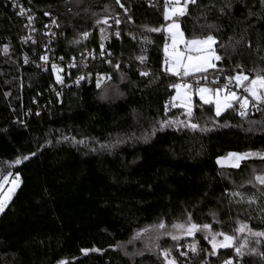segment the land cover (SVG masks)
<instances>
[{"label": "trees", "instance_id": "16d2710c", "mask_svg": "<svg viewBox=\"0 0 264 264\" xmlns=\"http://www.w3.org/2000/svg\"><path fill=\"white\" fill-rule=\"evenodd\" d=\"M81 1L0 0V178L9 172L20 177L0 213V264H165L136 234L189 216L234 237L241 224L264 232V186L254 180L264 159L250 157L239 168L217 163L229 153L264 152V107L242 117L235 105L216 116L213 103L194 96L190 117L171 100L170 85L178 80L160 70L166 35L149 31L163 25L162 0H120L123 8L116 0ZM105 6L108 25H93L86 9ZM52 18L54 58L82 51L99 56L70 69L67 81L85 78L64 90L50 68L39 67ZM176 20L186 39L213 35L222 57L215 69L190 77L209 82L235 75L237 65L250 75L264 69L260 0H197ZM101 27L107 37L103 57ZM85 31L87 39L80 36ZM98 73L111 76L105 85L116 95L97 88ZM248 238L255 252L241 256L232 247L206 255L211 247L200 234L193 238L197 253L186 251L190 238L163 237L158 245H169L178 264H221L231 256L235 264H264V236ZM94 247L100 251L81 252Z\"/></svg>", "mask_w": 264, "mask_h": 264}, {"label": "snow or ice", "instance_id": "6c2138e0", "mask_svg": "<svg viewBox=\"0 0 264 264\" xmlns=\"http://www.w3.org/2000/svg\"><path fill=\"white\" fill-rule=\"evenodd\" d=\"M197 0H165V9L163 18L165 21L171 20V23L167 24V27H161V28H151L149 31L153 32H160L165 31L170 34L171 36V51L169 50V45L167 42H165L164 45V53H165V72H171L173 74L179 75L182 71L184 77H190L197 73H204L207 72L208 69H215L216 63L215 61H220L222 57L220 55L216 54V49L213 47L217 43L215 37L211 34L207 35L204 38H193L191 40H185L183 39V33L180 31V25L176 22V19H173V17L179 18L186 15L188 5L189 4H195ZM261 4L264 5V0H260ZM117 4H120V6L123 8L124 5L121 4L120 0H116ZM171 6V7H169ZM225 7H231L230 4L225 5ZM70 10V9H69ZM221 12H223V9H220ZM125 12H127V9H125ZM20 15H24L25 11L23 8H21V11L19 13ZM252 12H249V15H252ZM45 16H49L50 13L45 12ZM110 17L105 16L102 20L98 19L95 21L96 25H108ZM129 20H131V16L128 17ZM33 20V16H28L29 24H31ZM115 24L119 25L122 23V21L119 18L115 19ZM52 23L56 24V19L52 18ZM25 27H28V25H25ZM47 27V26H46ZM209 27H212L211 25ZM34 30V29H33ZM106 29L104 27L100 28L101 32V57L105 55L104 51V43L103 41L107 38L104 33ZM115 35L118 37L120 33L117 31ZM81 38L87 39L89 36V33L87 31L80 34ZM243 39V37L241 38ZM74 43H78L79 41H73ZM183 43L186 45V51L181 52L177 49V45ZM237 43H240V41H237ZM8 51L7 45L4 46V52ZM108 55H111L109 53ZM40 59L42 61H48L49 57L47 55L41 56ZM63 57H61V60ZM141 62L144 61L145 57L141 56L139 57ZM28 62L27 57H25V63ZM107 63H111V61H105ZM74 67L75 65H70ZM116 68L119 69V63H117ZM239 71L236 72L235 75H229L225 77L226 83L222 87H217L214 91L213 89L207 88V87H200L196 89V95L199 96L200 100L204 104L214 103L215 104V114L216 116H220L222 112H224L226 109H234L235 105H239V111L238 114L241 116H245L246 112L249 108L260 110L261 107H264V69L258 70L255 75L245 74L244 70L241 68L240 65L236 66ZM52 70L53 72L57 71V65L55 63L52 64ZM141 76H147V72H141ZM85 77L80 76L77 78L76 83L78 84L80 80L84 79ZM56 80L58 83H63L62 78L57 75ZM111 80V76L108 74H97V80H96V86L97 88H100L102 83L105 81ZM236 89H242L243 93H246L247 95H241L237 91L231 90L229 87L230 85H233ZM170 87H174L177 90V95L172 96L171 100L176 101L179 99L182 103V106L187 109V114L191 117L192 116V103H191V96L189 93V90L191 89V85L189 84H174L170 85ZM181 89L184 91L181 92ZM223 93V95H222ZM7 95V93H6ZM169 122L165 121L163 124H161V127L168 126ZM192 129H196L198 127L197 124L191 123L188 125ZM203 130V129H202ZM82 142V141H81ZM36 153H31L30 155L35 156ZM230 157L234 158L233 167H240L241 161L247 160L250 157L258 156L262 159H264V152H241V153H229ZM29 157L24 156L23 159L27 160ZM21 162V158H17L14 163L19 164ZM220 162V159H217V163ZM12 174L9 173V176ZM9 177H4V180H7ZM4 180H0V188L3 187ZM254 180L257 184L260 186H264V174L256 175L254 177ZM249 183H252V181H249ZM20 185V177L19 173L15 174V179L11 181V187L8 189L7 194H0V213H4L6 207L8 206V202L12 199V195L15 193L17 187ZM235 195V194H234ZM254 202V200H250V203ZM214 215V214H213ZM189 223H175L171 227L172 229L180 232L183 235L187 236H193L196 232H204L205 233V239L208 241V243L211 245V252L207 253L206 255H216L217 249L220 248H230L235 247L234 245V236L228 235L223 232H211L210 231V225L203 224V225H197L196 223H192L191 217L189 216ZM159 230H163L161 234L170 235L171 239L176 241L180 237L176 234H173L172 232H168L165 222L163 220L160 221L158 225L155 226ZM247 228L246 224H241L239 229L237 231H244V229ZM141 231H147V229H142ZM249 232L251 235H254L256 237H262L264 236V232H251L249 229ZM137 236L140 235V233L136 234ZM209 236L211 237L209 239ZM217 236H222L223 240H217ZM157 240H159V236L156 237ZM259 242V241H257ZM159 251V254L165 258V264H178V261L176 258L171 257V252L168 249L161 250L159 248V245H155ZM189 249L192 253L198 252V247L195 243L188 245ZM244 247H247L246 243H241L239 247H235V253L237 256L242 255V249ZM89 251L98 252L100 249L92 248V249H81V252L84 254H87ZM251 251L255 252V249H251ZM127 255V253H125ZM187 253L180 252V256H185ZM58 264H66L65 261H59ZM204 264V262H202ZM224 264H233V261L231 258L224 261Z\"/></svg>", "mask_w": 264, "mask_h": 264}, {"label": "built area", "instance_id": "2783aa9c", "mask_svg": "<svg viewBox=\"0 0 264 264\" xmlns=\"http://www.w3.org/2000/svg\"><path fill=\"white\" fill-rule=\"evenodd\" d=\"M152 0H148V2H151ZM162 5H163V9L165 7V0H162ZM171 7V6H169ZM21 11V10H20ZM163 12V11H162ZM27 18V25H28V31L30 32V24L28 21V17ZM48 29L46 30V40H47V44H46V51L43 53L42 56L47 55L49 57V60L46 61H42L40 59V63H39V67L41 70H45L46 68H50V70L53 72L52 70V64L55 63L57 65V71L53 72L56 75H59L62 78L63 83H58L59 89L60 90H64L66 88H68L69 85H73V84H77V78L80 77V75H76L75 77H73L71 80L67 81L64 78L65 74H69L70 69L76 68L78 65L82 66L85 63H87L88 61H93L96 58H99L98 54L94 51H82L78 57H70L66 60L62 59L60 57L54 58V56L51 54V50L49 47V43H50V39L52 37V35H54V30L53 28L55 27V24L52 23V21L47 25ZM162 33H164L163 31H161ZM165 34V33H164ZM29 36V35H28ZM27 36V38H28ZM165 54L162 53V59H161V63H160V70L164 71L165 68ZM70 65H75L74 67L70 66ZM169 75L174 76L178 82H180L181 84H189L191 85V91L190 92H195L197 88L200 87V85H203L204 87L213 89V91L217 88V87H222L225 83L226 80L225 79H216L214 81H206V79L203 78H199V77H184L183 73L181 71V73L179 75L173 74L171 72H166ZM96 80H97V74L95 75V84H96ZM231 88V90L233 91H237L238 93H240L241 95H247L246 93H243L242 89H236L233 85L229 86ZM193 90V91H192ZM61 91H57L56 95L59 96ZM237 109L239 111V105H237ZM253 111H256V109H252L249 108L246 112L245 116L242 117H246L248 114L252 113ZM241 116V115H240ZM11 173V172H9ZM9 173H7L6 175H4L3 177L0 178V180H4V177H9L7 180H4L3 183V187L0 188V194H7L8 189L11 187V181L13 179H15V174L16 173H11L12 175L9 176Z\"/></svg>", "mask_w": 264, "mask_h": 264}, {"label": "rangeland", "instance_id": "374dc122", "mask_svg": "<svg viewBox=\"0 0 264 264\" xmlns=\"http://www.w3.org/2000/svg\"><path fill=\"white\" fill-rule=\"evenodd\" d=\"M77 3L79 4V3H82V1L81 0H77ZM108 9V7L107 6H105V7H103V9L100 11V10H92L93 12H91V10L90 9H86V12H90L92 15V17H93V19H92V21H93V25H96L95 24V21L96 20H98V19H100V20H102L105 16H106V14L107 13H109V11L107 10ZM164 9H165V7H164ZM164 9H163V14H164ZM108 11V12H107ZM107 12V13H106ZM164 19V18H163ZM173 19H176V17H173ZM176 22L179 24V22L176 20ZM168 23H171V20H169V21H165L164 20V22H163V27H167V24ZM103 24H101V25H96V26H102ZM180 25V24H179ZM180 31L182 32V30H181V28H180ZM164 33H165V35H166V38H167V40H166V42L168 43V45H169V50L171 51V44H172V41H171V36H170V34L169 33H167V32H165V31H163ZM183 33V32H182ZM206 37V36H205ZM196 38H204V37H196ZM183 39H185V40H191V39H193V38H191V39H186L185 37H184V34H183ZM213 47H214V45H213ZM177 49L179 50V51H181V52H184V51H186V45L185 44H183V43H180V44H178L177 45ZM163 53H164V47H163ZM165 54V53H164ZM106 82V81H105ZM105 82H103L102 83V85H101V87L100 88H103V90H105V92H104V94H108V97H110V96H113V95H116V91L114 90V88L115 87H113L112 85H105ZM178 83H180V82H178ZM181 84V83H180ZM200 87H204L203 85H200ZM199 87V88H200ZM108 91V92H107ZM184 90L183 89H181V92H183ZM191 91V89L189 90V93H190V96H191V103H192V106H193V98H194V96H196L197 98H199V96L198 95H196V91L195 92H190ZM193 91V90H192ZM103 94V95H104ZM177 95V90L175 89V91H174V96H176ZM222 95H223V93H222ZM112 98V97H111ZM200 99V98H199ZM179 106H181V107H183L182 106V103H181V101L179 100V99H177L176 101H175ZM213 105H214V110H215V104L213 103ZM183 108H185V107H183ZM186 109V108H185ZM187 110V109H186ZM253 157H255V158H259L258 156H253ZM220 159V162H219V164L221 165V166H223V167H233L232 165H233V163H234V158H232V157H230L228 154L227 155H225L224 157H222V158H219ZM241 163H242V161H241ZM233 168H236V167H233ZM260 174H264V171L262 172V173H258V174H256V175H260ZM255 175V176H256ZM177 223H184V224H188L189 223V221H184V222H177ZM167 228V231L168 232H172L173 234H176V235H178L180 238L178 239V240H181V239H183V238H190L191 239V241L190 242H187L186 244H185V246H186V251L188 252L190 249H189V247H188V245H191V244H193V243H195L196 244V242L193 240V238L195 237V235L196 234H200V235H202L204 238H205V233L204 232H196V233H194L193 234V236H187V235H183V234H181L180 232H178V231H176V230H174V229H172V227L170 226V227H166ZM162 231L163 230H159V229H157L155 226H151V227H148L147 228V231H141L140 232V235L138 236V237H140V239H141V241H143V243L145 244V247H146V249L147 250H149V251H151V252H154V251H157L158 249H157V247L155 246L156 244H158V242H159V240L161 239V238H163V237H166V238H168V239H171V236L170 235H166V234H161L162 233ZM210 231L211 232H216V233H218V232H220V231H218V230H214V229H212L211 228V226H210ZM251 232H253V231H251ZM246 234V235H245ZM157 236H159V240H157L156 239V237ZM248 237H256V236H254V235H251V233L249 232V229H247V228H245L244 229V231H238V233H237V235L234 237V245H235V247H239L240 245H241V243H246L247 244V247H244L243 249H242V254H244L245 253V251L246 250H248V249H253V246L251 245V239L250 238H248ZM211 237L209 236V239H210ZM172 240V239H171ZM177 240V241H178ZM206 240V239H205ZM217 240H223V237L222 236H217ZM174 241V240H173ZM207 241V240H206ZM208 242V241H207ZM210 245V244H209ZM210 247H211V245H210ZM235 247H232V252L233 253H235ZM163 249H168V250H171V248H170V246L168 245L166 248H161V250H163ZM219 249H217V251H218ZM253 252V251H252ZM236 254V253H235ZM233 255V254H232ZM161 256V255H160ZM162 258H163V260H164V262H165V258L163 257V256H161ZM171 258V257H170ZM231 259H232V261H233V264H235L234 263V260H233V258H232V256L230 257ZM221 264H224V262H222Z\"/></svg>", "mask_w": 264, "mask_h": 264}, {"label": "water", "instance_id": "95a60500", "mask_svg": "<svg viewBox=\"0 0 264 264\" xmlns=\"http://www.w3.org/2000/svg\"><path fill=\"white\" fill-rule=\"evenodd\" d=\"M66 264H67V262H66Z\"/></svg>", "mask_w": 264, "mask_h": 264}]
</instances>
